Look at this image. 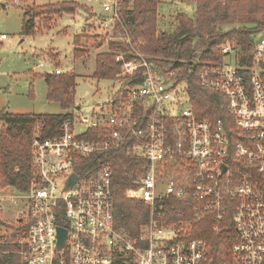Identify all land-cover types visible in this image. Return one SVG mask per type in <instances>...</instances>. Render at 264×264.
Segmentation results:
<instances>
[{"label":"built area","instance_id":"obj_1","mask_svg":"<svg viewBox=\"0 0 264 264\" xmlns=\"http://www.w3.org/2000/svg\"><path fill=\"white\" fill-rule=\"evenodd\" d=\"M101 6L92 26L105 42L127 48L114 51L120 88L99 112L78 122L72 114L57 136L44 137V123L37 121L29 189L0 177V210L22 207L10 227H1L0 257L18 256L22 264H119L134 255L138 264H204L208 243L193 237L197 224L206 221L218 231L231 216V264H264V82L258 68L264 36L253 65L239 64L238 47L226 43V60L197 73L202 87L225 98L233 119L227 127L223 119L197 117L178 69L139 52L141 41L126 28L125 0H101ZM76 125L84 130L76 133ZM3 126L0 118V131ZM122 146L141 161L137 187L127 191L149 208L138 238L115 225L114 170L100 159ZM73 174L76 182L67 189ZM178 200L187 208L173 212ZM59 227L67 231L61 249Z\"/></svg>","mask_w":264,"mask_h":264},{"label":"trees","instance_id":"obj_2","mask_svg":"<svg viewBox=\"0 0 264 264\" xmlns=\"http://www.w3.org/2000/svg\"><path fill=\"white\" fill-rule=\"evenodd\" d=\"M130 1L125 0L126 28L134 39L141 41L143 53L158 58L161 67L178 69V75L188 83L192 107L197 117L214 121L223 119L227 127L232 125L233 119L228 113L225 98L211 89L202 87L197 73L203 65L223 63L226 60L228 55L221 50L222 45L226 43H233L238 47L236 58L239 64L253 65L254 48L259 36L261 34L264 36V0H196L195 17L191 19L179 13L176 16L178 27L173 32L159 29L157 11L159 0H133L132 5ZM77 8L78 4L74 1L43 6H37L35 3L28 5L24 10L23 34H35L44 29L37 23L39 17L72 14ZM94 33L91 37L96 41L98 34L95 31ZM89 36L84 34L75 38V58L86 55L87 51H84L81 43L83 38L90 40ZM103 42L99 43L100 46H103ZM118 45L117 42H110L108 50L97 53L94 77L114 79L120 72V64L115 61L114 56ZM258 68L264 82V54ZM44 77L48 88L47 99L59 103L64 112L0 114L4 121L0 134V177L4 184H13L24 191L29 189L35 177L32 139L37 121L44 123L42 130L44 137H54L58 135L59 126L72 117L70 110L77 108L75 73H52ZM96 135L94 134L95 137ZM100 159L112 164L114 170L115 225L118 230L138 238L141 227L149 221V208L145 203L133 197L129 198L127 191L137 187L136 179L141 170V161L136 159L126 146L104 152ZM187 205L186 202L178 200L171 204L170 208L176 212L178 209L187 208ZM212 225L206 221L198 223L193 236L208 243L204 264H231L232 245L236 236L231 216L221 224L218 231H214ZM2 226L8 228L11 224L3 223ZM7 238L14 239V235H8ZM0 264L22 262L18 256L10 258L3 255L0 257ZM119 264H138L137 257L130 255V258L121 259Z\"/></svg>","mask_w":264,"mask_h":264},{"label":"rangeland","instance_id":"obj_3","mask_svg":"<svg viewBox=\"0 0 264 264\" xmlns=\"http://www.w3.org/2000/svg\"><path fill=\"white\" fill-rule=\"evenodd\" d=\"M64 1H74L78 8L72 14L39 17L37 23L44 29L35 34H23L24 10L28 5L35 3L43 6ZM101 7V0H0V35H6V39H0V114L64 112L59 103L47 99L48 88L44 76L55 73L57 68L63 73L76 74L75 104L80 109L70 112L77 122L81 116L89 117L106 106L120 84L116 76L114 79L93 76L97 53L108 50V43L101 38L103 32L92 29L93 18L100 13ZM196 9V0H159V29L173 32L178 27L176 16L181 13L193 19ZM94 31L98 34L96 41L91 37ZM84 34L91 38L82 39L81 47L87 52L77 59L74 57V40ZM102 42L103 46H100ZM117 48L127 49L123 45ZM139 52L143 53L141 45ZM75 130L79 133L84 127L76 125ZM21 209V206L2 208L0 228L3 223H13L14 214Z\"/></svg>","mask_w":264,"mask_h":264},{"label":"water","instance_id":"obj_4","mask_svg":"<svg viewBox=\"0 0 264 264\" xmlns=\"http://www.w3.org/2000/svg\"><path fill=\"white\" fill-rule=\"evenodd\" d=\"M77 109H79V107H77ZM76 179H77V175L76 174H73L69 181L67 182V185H66V188H70L75 182H76ZM58 238H59V248L61 249L66 241V238H67V231L63 228H58Z\"/></svg>","mask_w":264,"mask_h":264},{"label":"crops","instance_id":"obj_5","mask_svg":"<svg viewBox=\"0 0 264 264\" xmlns=\"http://www.w3.org/2000/svg\"><path fill=\"white\" fill-rule=\"evenodd\" d=\"M84 28H85V26H84Z\"/></svg>","mask_w":264,"mask_h":264}]
</instances>
